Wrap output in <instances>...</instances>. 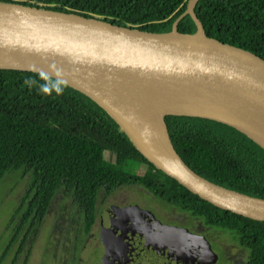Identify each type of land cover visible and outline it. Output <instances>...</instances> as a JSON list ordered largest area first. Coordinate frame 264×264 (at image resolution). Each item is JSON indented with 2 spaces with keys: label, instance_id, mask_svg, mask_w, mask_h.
<instances>
[{
  "label": "trees",
  "instance_id": "1",
  "mask_svg": "<svg viewBox=\"0 0 264 264\" xmlns=\"http://www.w3.org/2000/svg\"><path fill=\"white\" fill-rule=\"evenodd\" d=\"M106 19L153 32L195 33L188 0H0ZM194 14L205 34L264 58V0H198ZM169 138L184 163L228 189L264 199V148L240 130L205 117L166 114ZM106 152L109 155H106ZM29 176L15 210L12 239L34 234L57 193L71 196L87 234L99 191L137 185L160 200L232 235L245 264H264V221L223 210L165 175L137 149L93 99L50 76L0 70V181Z\"/></svg>",
  "mask_w": 264,
  "mask_h": 264
},
{
  "label": "water",
  "instance_id": "2",
  "mask_svg": "<svg viewBox=\"0 0 264 264\" xmlns=\"http://www.w3.org/2000/svg\"><path fill=\"white\" fill-rule=\"evenodd\" d=\"M197 25L181 33L153 32L106 19L16 2H0V70L40 73L55 78L97 102L124 130L156 169L193 194L253 220L264 221V199L218 185L194 172L173 147L172 156L147 126L125 111L135 91L186 88L245 113L264 115V58L205 34ZM228 124L258 143L251 132L227 120L189 113ZM253 125V126H252ZM161 162V163H160ZM214 188L227 192L223 194ZM101 264H213L218 255L208 240L185 227L163 224L137 204L110 205L100 216Z\"/></svg>",
  "mask_w": 264,
  "mask_h": 264
},
{
  "label": "rangeland",
  "instance_id": "3",
  "mask_svg": "<svg viewBox=\"0 0 264 264\" xmlns=\"http://www.w3.org/2000/svg\"><path fill=\"white\" fill-rule=\"evenodd\" d=\"M28 184L29 176L21 175L19 171L7 173L0 181V264H99L103 247L98 239L97 221L99 214L110 204H137L153 212L161 221L186 225L199 234L203 232L198 230L206 232L218 255L213 264L246 263L247 251L238 246L231 234L202 227L186 213L137 185L118 187L107 196L99 191L96 221L87 234L81 229L80 215L71 196L62 190L57 191L37 231L30 234L20 247V237L12 239L15 224L12 219Z\"/></svg>",
  "mask_w": 264,
  "mask_h": 264
},
{
  "label": "bare ground",
  "instance_id": "4",
  "mask_svg": "<svg viewBox=\"0 0 264 264\" xmlns=\"http://www.w3.org/2000/svg\"><path fill=\"white\" fill-rule=\"evenodd\" d=\"M133 109L125 108V111L135 116L139 123L147 126L158 142L174 156L164 128L162 115L166 112L200 114L220 120H227L244 127L251 132L247 122L252 120L254 128L259 132L252 133L264 144V115L245 113L227 104L219 103L186 88H174L166 91L140 90L131 96ZM161 163V162H160ZM223 194L225 191L214 188Z\"/></svg>",
  "mask_w": 264,
  "mask_h": 264
},
{
  "label": "flooded vegetation",
  "instance_id": "5",
  "mask_svg": "<svg viewBox=\"0 0 264 264\" xmlns=\"http://www.w3.org/2000/svg\"><path fill=\"white\" fill-rule=\"evenodd\" d=\"M111 205V204H110ZM110 205H108V207L110 206ZM125 204H121V205H119L120 207L121 206H124ZM128 205V204H127ZM143 209H146L145 207H143ZM180 211H182V210H180ZM182 212H184V213H186L185 211H182ZM102 213V212H101ZM101 213L99 214V216H98V221H97V227H98V239H99V242H100V244L102 245V247H103V253H102V256H103V254H104V252H105V248H104V245L101 243V241H100V216H101ZM153 213V212H152ZM191 219H192V221H194V222H199L201 225H202V227H205V228H207V229H212V227H210V226H206L201 220H198V219H196V218H194V217H192V216H190L188 213H186ZM153 215L155 216V218H157L161 223H163V224H170V225H175V226H180V227H185V228H187L190 232H192V233H194V234H196V235H198V236H202V237H204V238H206L207 240H208V242L210 243V245H211V247L213 248V242L209 239V236H207V234H206V232H204V231H201V230H198V231H200V232H203V233H201V234H199V233H196V232H194V231H192L191 229H189L188 227H186V225H177V224H172V223H169V222H166V221H161L154 213H153ZM192 227V226H191ZM193 229H195V230H197L196 228H194V227H192ZM101 259H102V257H101ZM99 264H101V260H100V263Z\"/></svg>",
  "mask_w": 264,
  "mask_h": 264
}]
</instances>
